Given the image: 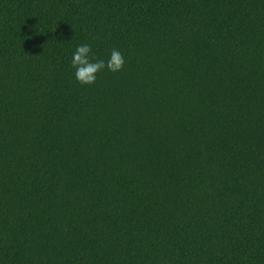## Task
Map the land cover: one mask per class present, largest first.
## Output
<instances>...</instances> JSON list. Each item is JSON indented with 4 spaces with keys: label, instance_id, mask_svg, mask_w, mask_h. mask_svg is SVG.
Returning a JSON list of instances; mask_svg holds the SVG:
<instances>
[{
    "label": "trees",
    "instance_id": "16d2710c",
    "mask_svg": "<svg viewBox=\"0 0 264 264\" xmlns=\"http://www.w3.org/2000/svg\"><path fill=\"white\" fill-rule=\"evenodd\" d=\"M0 264H264V0H0Z\"/></svg>",
    "mask_w": 264,
    "mask_h": 264
},
{
    "label": "clouds",
    "instance_id": "9594fccd",
    "mask_svg": "<svg viewBox=\"0 0 264 264\" xmlns=\"http://www.w3.org/2000/svg\"><path fill=\"white\" fill-rule=\"evenodd\" d=\"M124 63L123 53L116 48L111 50L107 61L95 58L90 44L78 45L71 57V66L75 69V78L84 85L95 83L96 74L105 68L112 72L122 70Z\"/></svg>",
    "mask_w": 264,
    "mask_h": 264
}]
</instances>
